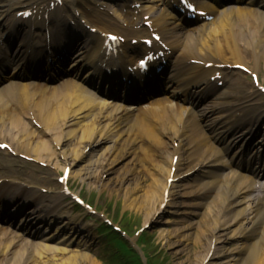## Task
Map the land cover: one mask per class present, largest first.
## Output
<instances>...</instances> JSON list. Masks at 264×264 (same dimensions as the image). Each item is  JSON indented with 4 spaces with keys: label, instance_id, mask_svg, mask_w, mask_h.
Here are the masks:
<instances>
[{
    "label": "bare ground",
    "instance_id": "bare-ground-1",
    "mask_svg": "<svg viewBox=\"0 0 264 264\" xmlns=\"http://www.w3.org/2000/svg\"><path fill=\"white\" fill-rule=\"evenodd\" d=\"M48 1L0 0V18H5L15 9L16 14L28 4L39 11H45V3ZM150 1H157L162 6L165 4V0H146V3ZM85 5H88L85 0H65L69 12L73 11L68 17L74 24L78 22L76 12L80 13L85 21L88 19ZM154 5L146 9L158 27L163 23L160 20L168 15V10L163 6L156 14L153 11ZM110 7L111 16L100 18L98 26L103 30L115 27L122 30L115 19L119 18L117 9ZM92 10L101 14L94 8ZM216 20L208 25L203 24L199 30L189 34L182 51L190 52L192 54L189 55L190 58L196 57L194 59L203 62L206 60L215 62L214 64L222 62L233 66L243 65L256 73L258 63L264 61V12L255 8L236 7L235 13H232L228 8H224ZM102 21H107V26H103ZM164 23L169 21L164 20ZM38 26L40 25L33 26V29ZM65 26L66 23H61L54 29L64 31ZM128 30L127 27L126 31ZM33 31L30 30L28 34ZM177 35L180 37V32ZM31 44L40 45V38L31 39ZM93 58L99 59L98 53ZM85 65H92V62ZM48 73H53V70L49 69ZM30 74L24 73L27 76ZM102 79L103 75L93 68L84 77L86 84L83 82L75 84L84 85L86 88L87 84L93 83L92 81ZM154 79L155 77L151 76L147 82ZM240 80L233 79L224 93L194 113V117L200 118L207 114L213 115L204 120V127L210 130L208 135L213 140H222L219 136L224 135L225 130L228 132L234 128L240 130L246 123H252L255 116H258V119L264 116V108L258 101H253L258 98V94L243 91L253 88H247ZM178 84H180L178 80L173 81L168 88L173 89ZM14 86L17 89L19 84ZM22 87L21 90L17 89L24 97L19 98L21 105L17 109H11L0 98V139L8 138L7 143L16 153L31 156L33 160L44 163L46 167H50L53 161H57L56 156L60 155L64 162L61 166L64 172L66 167L80 158V152L82 154L85 146L98 143L99 147L96 150L100 151L99 154L93 149L90 152L93 151L95 158H84L83 162L92 163V172L81 179L87 177L93 183L97 178L95 176L115 170L113 168L117 166L116 162L126 159L128 164L126 171L115 175L114 181L110 179L107 184L98 180L99 184L102 187H116V191L122 190L130 200L128 207L131 208L135 202V210L143 212V224L164 225L168 221L163 217L166 213L176 216L178 220L173 222L175 227L171 229L161 227L159 233L167 239L166 242L171 248L177 244V241H170L173 237L187 240L193 237L192 245L194 249L197 246L199 249L194 250L187 259L191 264H264V209L256 204V199L252 196H244L252 188V181L232 170L221 173L217 168L213 169L224 160H218L220 156L218 150L210 143L209 137L196 119L184 123L183 126L182 118L179 116V111L183 110L178 103L170 101L166 107L159 109L152 106L141 108L140 110L150 118V123L146 124L138 119L140 123L136 126L137 130L131 132L127 129L128 116L123 115L122 109L121 111L114 107L108 109L109 103L97 102L96 108L90 105L89 101L83 100L74 90L73 94H70L65 90L52 89L50 100L29 106L24 93L27 85ZM84 87L80 88L85 90ZM16 89L13 92L8 90V93L13 95ZM243 94L247 96L240 101L238 97ZM138 98L140 97L131 99ZM248 99L251 100L247 101V104L241 103ZM11 102L13 103V99ZM74 106L83 111L79 118L87 117L91 120L74 127V121L70 122L77 119L78 111ZM89 107L93 108L89 110ZM188 119L189 115L186 120ZM33 122L38 124V127L33 125ZM235 139L236 142L240 140ZM5 142L0 140V144ZM65 143L69 146L64 147ZM52 144L61 145L62 151L57 152ZM141 160H145L146 163L143 162L145 165L140 167L137 164ZM211 163L215 164L208 165ZM240 165L242 166L239 163ZM198 166L200 167L190 176L187 174ZM55 167L53 172L56 175L59 166ZM68 174L69 177L77 175L71 169ZM144 176H150L152 180L147 188L142 184ZM57 185L60 191L54 195L40 196L35 205L25 211L27 206L32 204L30 200L39 196L36 187L30 186L28 192L23 194L22 200L16 202L20 189L3 184V189H0V203L3 195L12 213L7 214L6 210H3L5 203L0 204L3 217L8 220L17 214L23 215L15 224V231L0 226V264H64L63 259L72 262L81 258L87 260L85 264H96L94 259L88 258L90 256L87 253L79 250L86 249L91 244L90 237L85 234V228H78L75 224L76 217L71 216L69 204L62 205L60 202L64 197L61 189L66 185L65 181ZM246 198L251 203L248 209L240 206ZM16 209L22 212L17 211L14 214ZM247 213L249 216L243 225L239 219ZM51 228L54 230L48 234ZM192 228L198 229L194 233L189 232L188 230ZM58 235L61 236L57 237ZM23 236L29 238L24 239ZM235 237H239L237 248L228 249L226 241ZM234 254L239 257L234 258Z\"/></svg>",
    "mask_w": 264,
    "mask_h": 264
},
{
    "label": "rangeland",
    "instance_id": "rangeland-1",
    "mask_svg": "<svg viewBox=\"0 0 264 264\" xmlns=\"http://www.w3.org/2000/svg\"><path fill=\"white\" fill-rule=\"evenodd\" d=\"M258 71L257 74L261 77V74L264 73V61L259 63ZM246 79L251 81L248 76H246ZM1 140L9 141L6 137ZM97 144L98 143H95L96 147L93 149L99 154L100 151L96 150L98 149ZM55 145L56 144H54L53 147L57 152L62 151L61 148L63 147L61 145H59L60 148ZM66 146L69 145L65 143L64 147ZM92 156H95L93 151L89 152L86 157ZM56 158L57 161H53L54 164L51 165V168L46 167L45 165L41 166L33 161L11 155L10 153H0V178L23 182L27 185L28 183H34V185L39 186L45 191H47V188L49 187L55 189L56 176L53 169L56 168V165H60L61 157L60 155H57ZM120 161L121 159L116 162L118 164L113 168L115 170L102 172V175L100 173L99 176H95L97 178L93 183H91V180L87 179V177L81 179V177L89 176L91 174L92 163H78L73 168V171L76 172L77 175L69 180L68 187H70V190L73 192H78L86 202L90 203L93 209L97 212L96 216H98V219H96L75 204L74 206L68 205L72 217H76L74 219L75 224H77L78 228H85V234L90 237L91 244L86 249L79 248V250L87 253L90 256L88 258L94 259L96 264H191L187 259H189V256L194 250L199 249L198 246L194 249V246L192 245L194 240L193 237H189L190 239L188 240L183 238L179 239L180 237H173L170 241H177V244L175 243L176 246L171 248L166 242L167 239L159 233L161 227L166 229L175 227L173 222L178 220L176 216L166 213L163 217L164 220L168 221L164 225H153L154 223H152L146 225L147 227L144 228L143 212L135 210V202H133L131 208H129L128 204L130 203V200H128L127 195L122 192V190L116 191V187H102L101 184H99L98 180L107 184L110 179L111 181H114L115 175H119L121 172L126 171L128 166V164H126V159H123L122 162ZM143 162L146 163L145 160H141L137 165L140 167L145 165ZM61 172V167H59L58 173L61 174ZM135 173L141 175L140 172L135 171ZM151 181L150 176H144L142 178V184L145 185L146 188ZM40 194L44 195L46 192L40 190ZM68 201V199H65V205L69 203ZM104 220L112 221V225L117 227L118 230L125 229L128 232V235L121 233V236H123L122 238L115 232L111 225H108V227H101ZM195 230L192 228L188 231L194 233ZM141 232H145V235L142 236V242L141 240L140 242H137L139 246H136V240L138 238L137 234ZM146 236H149L150 238H147ZM23 238L26 239L25 237ZM122 241H126L129 245H132L140 257L135 256V254L132 253ZM50 243L54 244L53 242ZM226 243L228 249H236L239 241H237V238H233L226 241ZM146 255L149 257L146 258ZM234 256V258L239 257L237 254H234ZM186 261H189V263ZM86 262L87 260L85 259L84 261L82 258L78 261L72 262L63 259L64 264H85Z\"/></svg>",
    "mask_w": 264,
    "mask_h": 264
},
{
    "label": "snow or ice",
    "instance_id": "snow-or-ice-1",
    "mask_svg": "<svg viewBox=\"0 0 264 264\" xmlns=\"http://www.w3.org/2000/svg\"><path fill=\"white\" fill-rule=\"evenodd\" d=\"M113 39H116V37H113ZM141 66L143 67V66H145V64H146V62L144 61V60H141Z\"/></svg>",
    "mask_w": 264,
    "mask_h": 264
}]
</instances>
